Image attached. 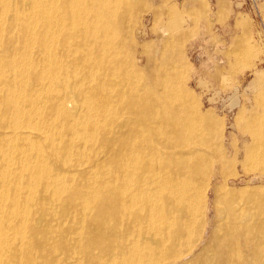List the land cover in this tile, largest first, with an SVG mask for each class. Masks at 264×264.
<instances>
[{
	"label": "bare ground",
	"instance_id": "1",
	"mask_svg": "<svg viewBox=\"0 0 264 264\" xmlns=\"http://www.w3.org/2000/svg\"><path fill=\"white\" fill-rule=\"evenodd\" d=\"M135 6L0 0V264H246L264 235L217 122L178 68L137 59ZM243 120L258 150L264 118Z\"/></svg>",
	"mask_w": 264,
	"mask_h": 264
},
{
	"label": "rangeland",
	"instance_id": "2",
	"mask_svg": "<svg viewBox=\"0 0 264 264\" xmlns=\"http://www.w3.org/2000/svg\"><path fill=\"white\" fill-rule=\"evenodd\" d=\"M132 1L136 4L130 19L137 59H146L150 52L163 64L178 68L201 113L217 122L221 150L230 162L228 188L238 194L237 208L250 210L251 200L257 199L262 212L255 219L264 220V139L253 151V137L242 127L244 118H264V16L260 6L253 0ZM163 28L168 29V36L159 41ZM233 49L238 52L236 60L228 54ZM263 244L264 235L257 245L248 243L242 249L246 264L264 256Z\"/></svg>",
	"mask_w": 264,
	"mask_h": 264
},
{
	"label": "built area",
	"instance_id": "3",
	"mask_svg": "<svg viewBox=\"0 0 264 264\" xmlns=\"http://www.w3.org/2000/svg\"><path fill=\"white\" fill-rule=\"evenodd\" d=\"M256 4L260 6V13L264 16V0H253Z\"/></svg>",
	"mask_w": 264,
	"mask_h": 264
}]
</instances>
